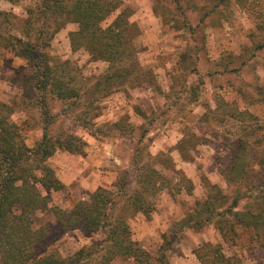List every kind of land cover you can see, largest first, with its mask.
Wrapping results in <instances>:
<instances>
[{
  "label": "rangeland",
  "instance_id": "rangeland-1",
  "mask_svg": "<svg viewBox=\"0 0 264 264\" xmlns=\"http://www.w3.org/2000/svg\"><path fill=\"white\" fill-rule=\"evenodd\" d=\"M36 1H0L2 11L17 17L16 34L27 18L26 9L34 7ZM121 1L122 8L132 11L130 22L138 28L134 39L137 58L152 73L158 88L129 87L99 100L95 112L100 116L95 121L101 127L126 116L137 126L145 124L150 132L141 141L139 131L134 138L96 137L83 128L82 119L63 115L62 103L53 105L54 112L61 116L60 126L83 138L87 142L86 155H92L84 171L81 164L86 161L81 155L58 150L49 160L57 174L63 169L61 173L69 187L45 192L50 196L49 206L37 221V226L45 227L48 233L38 246L45 253L58 252L67 257L101 238L81 230L63 232L53 208L70 210L77 202L88 199L92 189L116 182L124 171L134 186L132 157L140 146L144 156L158 155L157 168L171 182L157 194L155 210L150 215L139 214L131 220L134 239L155 257L163 235L174 223L185 219L198 200L206 197L209 185L219 186L224 193L231 192L225 170L234 159L235 142L242 136V129L229 113L252 114L253 124L262 128L256 140H264V104H254L256 88L264 85V48L258 47L264 45V0ZM178 5L182 9L177 10ZM118 13L111 15L104 25L110 24ZM184 17L191 31L183 26ZM180 26L182 29L177 28ZM77 28L76 24H68L59 31L48 52L54 64L67 63L78 83L91 87L108 65L94 61L84 50H72L70 33ZM183 53L191 54L187 68L181 62ZM27 67L25 59L9 50H0V101L21 104L11 119L20 125L26 143L32 147L42 131L29 117L36 112L23 104L25 96L28 101L33 97L26 85ZM223 104L229 108L224 110ZM217 108L221 109L220 114L210 113ZM139 110L148 119H143ZM180 142L184 154L177 149ZM256 144L255 150L262 154L264 141ZM255 171L254 179L264 178V172L257 173L260 168ZM77 175L83 184L75 179ZM233 237L224 238L214 224L201 230L185 229L170 252L169 264H201L197 251L206 244L221 245L226 256H236L243 264H264V249L254 240L251 230L237 227ZM112 264H134V260L118 258Z\"/></svg>",
  "mask_w": 264,
  "mask_h": 264
},
{
  "label": "trees",
  "instance_id": "trees-1",
  "mask_svg": "<svg viewBox=\"0 0 264 264\" xmlns=\"http://www.w3.org/2000/svg\"><path fill=\"white\" fill-rule=\"evenodd\" d=\"M6 1L14 4L26 0ZM122 6L121 0H37L34 7L26 9L27 18L19 34L14 32L17 17L0 9V50H9L27 61L26 85L33 97L28 101L25 96L23 104L36 112L29 117L42 131L41 138L29 146L20 125L11 119L21 104L0 101V264H112L118 258L133 259L134 264H169L170 252L181 232L201 230L210 224L224 238H234L237 227L249 229L264 249V178L252 176L257 167V173L264 172V152L258 154L255 150L256 142L264 141L256 140L262 128L253 124L252 114L237 111L229 113L242 129V136L235 142L234 159L225 170L231 192L224 193L219 186L209 185L206 197L198 200L186 218L174 223L163 235L155 257L134 239L131 220L139 214L150 215L155 210L157 194L171 182L157 168L158 155L144 156L140 146L132 157L134 186L124 171L116 182L99 187L70 210L53 208L63 232L81 230L101 238L67 257L38 250L48 235L45 227L37 226L39 214L48 209L50 202L45 192L65 188L49 160L58 150L84 156L87 147L83 138L60 126L61 116L54 112L53 105L62 103L63 115L82 119L83 128L96 137L134 138L139 131L141 141L150 132L145 124L137 126L126 116L101 127L95 121L100 116L95 112L99 100L129 87L158 88L152 73L137 58L134 39L138 28L130 22L132 11ZM178 9L182 7L178 5ZM118 11L115 19L104 25ZM182 22L192 30L186 17ZM68 24L78 26L70 33L72 50H84L94 61L108 65L91 87L78 83L67 63L54 64L48 52L56 34ZM258 47L263 49L264 45ZM189 58L190 53L181 55L183 67L190 64ZM256 96L254 104H264V85L256 88ZM223 108L229 106L223 104ZM220 110L210 113L218 115ZM139 114L148 119L142 110ZM181 144L177 149L184 154ZM242 201L246 202L241 206ZM197 257L201 264H243L236 256H226L219 244L203 245Z\"/></svg>",
  "mask_w": 264,
  "mask_h": 264
},
{
  "label": "crops",
  "instance_id": "crops-1",
  "mask_svg": "<svg viewBox=\"0 0 264 264\" xmlns=\"http://www.w3.org/2000/svg\"><path fill=\"white\" fill-rule=\"evenodd\" d=\"M87 153H88V151H87ZM91 155H92V154L84 155V156H86V157H84V156L81 155V156H82V159H85V161H86L84 164H81V171H84L85 168L87 167V166H85V165H86V164L88 165V160L91 158V157H90ZM59 168H60V167H59ZM62 170H63V169H62ZM62 170L59 169V173H58V175H59L60 180L64 183L65 188H66V187L68 188V187H69V184H67V183L64 181V179H63L64 177H63V175H62V173H63ZM61 172H62V173H61ZM75 179H76V180L78 179V180L80 181V176H78V175L75 176ZM78 180H77V181H78ZM80 182L83 184V183H84V182H83V179H81ZM85 184H86V183H85ZM65 188H64V189H65ZM98 188H99V186L96 187V190H97ZM91 192H94V190L92 189Z\"/></svg>",
  "mask_w": 264,
  "mask_h": 264
}]
</instances>
